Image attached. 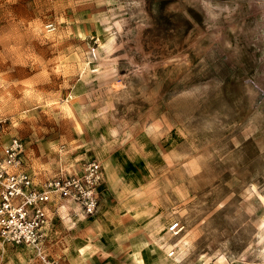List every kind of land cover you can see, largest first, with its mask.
<instances>
[{"label":"rangeland","instance_id":"374dc122","mask_svg":"<svg viewBox=\"0 0 264 264\" xmlns=\"http://www.w3.org/2000/svg\"><path fill=\"white\" fill-rule=\"evenodd\" d=\"M0 122L39 186L104 177L0 264H264V0H0Z\"/></svg>","mask_w":264,"mask_h":264},{"label":"built area","instance_id":"2783aa9c","mask_svg":"<svg viewBox=\"0 0 264 264\" xmlns=\"http://www.w3.org/2000/svg\"><path fill=\"white\" fill-rule=\"evenodd\" d=\"M49 30L53 25H48ZM1 129V122H0ZM23 144L17 138L0 148V239L4 244L39 249L46 236L51 207L94 215L99 207L103 169L98 161L78 173L57 177L39 186L24 170ZM180 223L169 227L176 233Z\"/></svg>","mask_w":264,"mask_h":264}]
</instances>
